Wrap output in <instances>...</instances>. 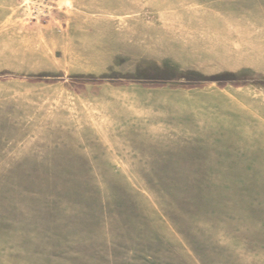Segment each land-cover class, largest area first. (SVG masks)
Here are the masks:
<instances>
[{"label":"rangeland","instance_id":"obj_1","mask_svg":"<svg viewBox=\"0 0 264 264\" xmlns=\"http://www.w3.org/2000/svg\"><path fill=\"white\" fill-rule=\"evenodd\" d=\"M0 264H264V0H0Z\"/></svg>","mask_w":264,"mask_h":264},{"label":"crops","instance_id":"obj_2","mask_svg":"<svg viewBox=\"0 0 264 264\" xmlns=\"http://www.w3.org/2000/svg\"><path fill=\"white\" fill-rule=\"evenodd\" d=\"M168 94H170V93H168ZM162 100V102L163 101H168V100H170V99H165V98H163V99H161ZM175 113H177V111L175 112ZM175 113H173V115L172 116H170V115H165L164 114V124H166V123H171L172 125L173 124H175V123H178L177 121H178V119H180V118H182V117H184L186 120H189V117L190 116H188L187 114L186 115H176ZM180 121V120H179ZM178 124H175V126H177ZM174 126V125H173ZM164 131L166 130V129H163ZM167 130H169V129H167Z\"/></svg>","mask_w":264,"mask_h":264},{"label":"trees","instance_id":"obj_3","mask_svg":"<svg viewBox=\"0 0 264 264\" xmlns=\"http://www.w3.org/2000/svg\"><path fill=\"white\" fill-rule=\"evenodd\" d=\"M216 78H217V77H209L208 80H210V79H211V80H212V79L215 80ZM216 80H217V79H216Z\"/></svg>","mask_w":264,"mask_h":264}]
</instances>
